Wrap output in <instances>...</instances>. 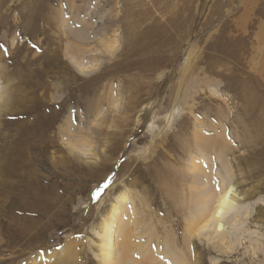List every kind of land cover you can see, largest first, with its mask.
<instances>
[{"label": "rangeland", "instance_id": "rangeland-1", "mask_svg": "<svg viewBox=\"0 0 264 264\" xmlns=\"http://www.w3.org/2000/svg\"><path fill=\"white\" fill-rule=\"evenodd\" d=\"M198 139L228 156L199 155ZM157 151L175 172L195 154L208 176L228 165L225 187L249 194L244 232L187 238L189 259L264 264V0H0V264H48L69 241L54 262L101 264L99 225L122 191L138 209L124 220L146 215L180 248L187 214L178 223L151 182Z\"/></svg>", "mask_w": 264, "mask_h": 264}, {"label": "bare ground", "instance_id": "bare-ground-1", "mask_svg": "<svg viewBox=\"0 0 264 264\" xmlns=\"http://www.w3.org/2000/svg\"><path fill=\"white\" fill-rule=\"evenodd\" d=\"M198 142L199 145L198 143H196V145L199 148L198 152L202 150L208 153L207 151L211 150L212 152H217V154L225 156L226 154L224 152L228 151V150L224 151L222 145L215 147L212 146V144L209 143V140L207 139L206 140L198 139ZM250 152L252 153V151ZM192 153H190L189 155H191ZM198 154L200 155L203 153L199 152ZM155 156L157 157L152 158V164L149 166L147 170V172H149L152 184L157 185L158 188L164 192L165 197L167 198L169 197L170 200H167L168 203H165L166 205L169 206V209L174 207L178 208L175 209V211H178L177 215L175 216V220L178 223L182 225L181 217L187 214V218L185 220L186 226L184 225L185 230L182 228L183 226L182 227L180 226L181 227L180 229H182V231L184 230L183 234L179 237V243L181 249L179 248L175 240H174L175 242L173 243L172 242L168 243L169 242L168 240L166 242V244L168 243V245H166L165 242L161 239L162 236L160 237L159 236L160 234L156 232L155 229L151 226V222L148 221L146 215L140 219V222L138 221L139 223L135 222L134 219L124 220L126 216V210L130 209L131 205H133L134 203L132 202L128 193L126 191H125L126 193L122 191L117 196L116 202L112 205L111 209L107 213V216L103 218V220L99 225V233L97 234V236L99 238L98 249L100 252L99 258L101 260V264H161V263H157L155 259H153V254L151 252V248L154 250V248L151 247L153 245V242H159L161 245V247H159L156 250L157 256L159 258L161 256L164 257L166 256L167 258H171L172 259L171 261L173 262L171 264H195L194 260H190L189 257L187 256L190 252L189 243L191 244V241H189L188 243L187 238H191L194 236H196L197 238L202 236L207 237L209 235V231H211V234L208 237H211L212 240L214 239L216 240V238L224 240V238L228 236L226 235L227 233L226 234L224 233L225 225H230L232 229L233 228L242 229L244 232V228H241L243 225L242 223H240L241 215H240V211L238 210V205L239 203H242V201L245 198H247L249 194H247V192L242 194L237 192L236 190L237 185H230L228 187H225L226 181L224 182L223 177L226 176V174L227 176H230L229 171L231 169L228 168L230 166L227 165L228 167L227 166L222 167L221 165L222 172L218 171L216 174H213L214 176L212 175L208 176V174H211L210 172L211 170L207 169L205 171L204 168L206 167L202 168L201 165V161H202L201 159H205V157H203L204 155L202 156L203 157L202 158V157H197L195 154V156L192 155L193 157L190 156L188 158L189 163L187 168L185 166L183 171L175 172L176 170L170 169L169 167L170 163L163 158V154H161L160 151H157ZM226 156H228V154ZM119 168L120 171L118 170V173L120 174L123 171V169H121V167ZM186 170L188 172H186ZM252 172H257L258 176H260L259 174L264 175V163L263 165H260L259 163L253 165ZM185 181L191 184L189 188V192H185L186 194L185 193L183 194V197L184 196L188 197L187 200L185 202H183V200L180 199L174 200L173 195L178 198H182V196L178 195V191L180 189L178 190L177 188H182L184 190V187L180 185ZM217 183H220V188L218 189V191H215L214 189ZM147 202L145 206L147 209H150L152 207V204ZM138 203H140L139 200ZM140 207L141 206H139V208ZM136 210L138 209H135L133 205L134 214H136ZM143 213L146 214V211L143 210L142 214ZM245 221L247 222L246 219ZM139 226L145 227V230H143V232H140V234L141 236L143 235L145 237L146 241L136 245L135 244L136 235L134 233L138 231ZM201 233H204V235ZM237 237L238 235L234 237L235 241ZM172 238L174 239L175 237ZM172 238L170 237V241H172L171 240ZM69 243L70 241L64 245V247L66 248L63 247L57 250L56 252L47 253L48 264H66L65 262H60L59 259L56 262H54L53 259L54 256L56 258L57 257L59 258V255L62 254V251H64L65 249L68 250L69 247L67 245ZM219 243L215 245L218 246ZM230 243L231 242H229V244ZM220 247L222 248V244L220 245ZM142 250L144 251V253L142 252ZM136 251L139 254H143V255L136 256L135 255Z\"/></svg>", "mask_w": 264, "mask_h": 264}, {"label": "snow or ice", "instance_id": "snow-or-ice-1", "mask_svg": "<svg viewBox=\"0 0 264 264\" xmlns=\"http://www.w3.org/2000/svg\"><path fill=\"white\" fill-rule=\"evenodd\" d=\"M104 187H107V183L104 184ZM100 191V189H97V193Z\"/></svg>", "mask_w": 264, "mask_h": 264}]
</instances>
